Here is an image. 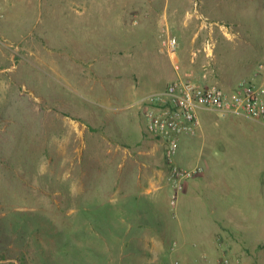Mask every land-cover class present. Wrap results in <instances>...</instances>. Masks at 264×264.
Segmentation results:
<instances>
[{
    "label": "rangeland",
    "instance_id": "374dc122",
    "mask_svg": "<svg viewBox=\"0 0 264 264\" xmlns=\"http://www.w3.org/2000/svg\"><path fill=\"white\" fill-rule=\"evenodd\" d=\"M14 1L0 0V264H209L194 254L197 241L183 246L180 225H168L162 234L152 229L159 237L151 247L142 243L138 230L124 247L130 225H108L106 203L116 204L112 217L117 218L124 199L119 191L138 188L140 158L153 157L159 168L168 167L165 143L147 134L145 108L134 107L139 98L126 88V77L112 56L109 64L106 55L97 54L95 44L102 39L97 28L88 27L94 15L87 0ZM236 1L255 19L234 26L239 33L233 40L236 53L257 59L260 54L253 48L246 53L240 47L248 26L255 33L252 45L264 46V0ZM77 7L85 10L80 17ZM238 73L230 85L247 76ZM201 118L203 129H216L230 146L234 128L255 123L207 111ZM140 138L145 142L141 153L124 144L133 146ZM124 160L127 178L121 185L119 164ZM250 167L246 163L222 173L251 177ZM233 183L230 187L240 191L259 186ZM247 225H255L254 220Z\"/></svg>",
    "mask_w": 264,
    "mask_h": 264
},
{
    "label": "crops",
    "instance_id": "0c3cea01",
    "mask_svg": "<svg viewBox=\"0 0 264 264\" xmlns=\"http://www.w3.org/2000/svg\"><path fill=\"white\" fill-rule=\"evenodd\" d=\"M1 1L7 3L8 0ZM12 4L17 2L12 0ZM87 6L93 12L90 13L94 15L93 22L97 23L92 27L93 17H90L88 27L97 28L95 33L102 39L95 44L97 54L106 55L109 64L113 57L126 77V88L133 89L139 98L134 107L188 72L198 80L233 89L242 80L252 77L259 61L264 58V46L257 45L260 47L256 49L252 45L255 33L250 26L247 25L249 29L241 40L245 46L240 48L246 53L253 48L251 50L260 54L257 59L249 58L243 51L239 56L233 39L218 28H209L202 19L205 17L236 28H239L237 23H255L251 12H247L246 7L239 8L236 0H87ZM84 12L77 7L79 17ZM164 37L178 40L177 58L167 53ZM208 38L216 44L215 66H207L208 60L203 52ZM86 52L95 53L93 50ZM239 70L241 76H247L235 79L230 85L229 81L233 75L237 77ZM260 80L264 84V74ZM253 122L252 126L233 129L231 146L216 135V129H203V126L197 137L182 138L177 162L185 167L202 165L205 172L186 184L178 195L176 208L171 205L168 171L159 168L153 157L140 158L138 188L134 193L119 191L124 199L119 201L117 218L112 217L117 210L116 204L113 205L112 201L106 203L109 206L105 214L110 220L108 225L115 222L130 225L124 235V247L130 245V236L135 230H138L142 243L151 247L156 245L159 237L152 229L162 234L168 231V225H180L179 235L184 247L192 241L199 243V249L193 252L200 253V261L220 264L228 259L230 264H264V124ZM142 139L133 146L124 144L127 149H139L141 153L145 146ZM150 147V152L155 150L153 145ZM163 155L165 160V149ZM246 163L251 165V177H244L242 172H239L241 176L235 177L222 173L223 168L233 171V166L244 167ZM126 165V160L119 164L121 185L127 178L124 176ZM143 167L148 169V173ZM240 180L259 186L248 191L230 187L235 184H230L231 181L238 183ZM233 214H240L246 224ZM250 219L255 225H247ZM110 237L115 239L112 235ZM133 237L139 239L138 236ZM158 246H162V240ZM149 262H156V259Z\"/></svg>",
    "mask_w": 264,
    "mask_h": 264
},
{
    "label": "built area",
    "instance_id": "2783aa9c",
    "mask_svg": "<svg viewBox=\"0 0 264 264\" xmlns=\"http://www.w3.org/2000/svg\"><path fill=\"white\" fill-rule=\"evenodd\" d=\"M202 19L209 28L220 29L230 39L239 37L233 25L210 21L205 17ZM163 44L167 53L172 58H177L178 40L174 37H164ZM215 51V41L208 38L203 49L208 60L207 66H213ZM263 74L264 60L257 65L252 77L242 80L233 89H227L218 84L198 80L192 72H188L171 82L165 89L139 101L138 104L145 108L147 134L165 143V164L168 167L173 207H177L178 195L183 192L186 184L205 172L202 165L185 167L177 162L182 138L199 135L203 126V111L217 113L221 117L240 115L264 124V84L258 82ZM222 264H230V261L225 259Z\"/></svg>",
    "mask_w": 264,
    "mask_h": 264
},
{
    "label": "trees",
    "instance_id": "16d2710c",
    "mask_svg": "<svg viewBox=\"0 0 264 264\" xmlns=\"http://www.w3.org/2000/svg\"><path fill=\"white\" fill-rule=\"evenodd\" d=\"M1 259H2V260H6V258H5V256H4V255H2V256H1Z\"/></svg>",
    "mask_w": 264,
    "mask_h": 264
}]
</instances>
